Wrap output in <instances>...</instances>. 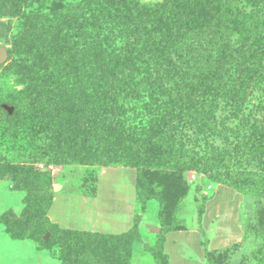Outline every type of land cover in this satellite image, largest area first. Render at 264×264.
Listing matches in <instances>:
<instances>
[{
    "label": "rangeland",
    "instance_id": "1",
    "mask_svg": "<svg viewBox=\"0 0 264 264\" xmlns=\"http://www.w3.org/2000/svg\"><path fill=\"white\" fill-rule=\"evenodd\" d=\"M140 1L153 5L162 0ZM258 3V0H246L241 6L245 33L264 22ZM102 9L103 0H0V55L1 49L8 53L5 62L0 63V264H84L83 248L77 245L83 237L65 235L62 230L66 228L62 226L69 227L72 223L78 229L84 225L93 227L87 212L89 206L70 196L91 198L99 181L102 204L99 205L109 209L114 202L113 212L125 209L124 213L128 214L125 198L130 199L137 169L117 173L122 167L104 171L99 165H55L53 154H45L47 141L35 130L37 119L33 109L40 83L23 70L22 63L27 57L16 51L25 33L31 27L40 26L38 20H43L48 31L60 28L65 35ZM117 43L115 49L119 51L122 42ZM242 43L243 36L234 34L235 50ZM249 47L263 50L264 32L255 34L248 42ZM252 65L261 68L263 81L251 91L241 115L236 112L232 92L223 91L218 84L205 91L199 83L204 93L197 104L179 99L157 103V97L148 93H142L141 97L130 95L125 86L117 93L118 117L131 138L158 126L160 112L174 109L175 116L193 114L194 119L178 125L165 142L162 130L152 131L157 132V137L149 143L154 149L145 158L154 162L146 173L155 193L170 199L177 185L172 174H180L174 163L163 161L164 144L171 145L180 154L213 159L214 172L233 176L240 184L236 188L217 183L203 173L186 172L190 192L181 202L178 218L182 224L178 234L171 236L170 244L181 242L183 251L195 264H205L195 241L201 239L199 221L209 237L210 264H264V185L257 181L264 183V61ZM127 69L136 76L146 70V65L130 54ZM57 75L54 62L38 76ZM177 75L183 82L192 81V76L184 71H178ZM75 86L73 83L71 88ZM98 114L90 117L91 122L102 118ZM167 129L164 127V132ZM124 172L130 175L125 176ZM238 174L256 176L255 183L252 179L237 177ZM69 201L70 206L66 207ZM148 204L149 221L141 226L149 239L154 234L151 222L159 204L156 200ZM142 213L139 202L134 216ZM110 217H101L102 227L113 231L123 229L122 220ZM136 252L134 264H152L151 258H142V249L137 247Z\"/></svg>",
    "mask_w": 264,
    "mask_h": 264
},
{
    "label": "trees",
    "instance_id": "2",
    "mask_svg": "<svg viewBox=\"0 0 264 264\" xmlns=\"http://www.w3.org/2000/svg\"><path fill=\"white\" fill-rule=\"evenodd\" d=\"M245 1L162 0L151 5L140 0H103L104 9L93 12L70 34L62 35L60 28L48 31L43 20H38L40 26L31 27L16 47L27 57L23 70L40 83L33 103L35 130L47 141L43 150L46 155L53 154V163L137 169L135 187L142 212L152 200L159 204L157 241L153 248L146 247L157 264H169L164 254L167 234L179 231L182 224L178 213L190 192L186 172L203 173L217 183L236 188L240 184L233 176L214 172L213 159L180 154L164 144L163 161L174 163L180 174H172L177 185L170 199L155 193L146 173L154 162L145 158L154 149L149 143L157 132L152 131L162 130L165 142L178 125L194 119L193 114L175 116L174 109L160 112L158 126L131 138L118 117L117 93L125 86L130 95L141 97L148 93L157 97V103L179 99L197 104L204 93L199 83L205 91L218 84L223 91L232 92L236 112L241 115L251 91L263 81L261 68L252 63L264 61V49L248 48L253 36L264 32V22L244 32L241 6ZM258 2L264 20V0ZM234 34L243 36L239 50L232 44ZM118 41L122 42L119 51L115 49ZM130 54L146 65L140 75L127 69ZM54 62L57 76H38ZM178 71L191 75L192 81L177 79ZM73 83L76 86L71 88ZM69 100L71 104H65ZM95 113L102 118L91 122ZM238 176L255 183L254 175ZM257 181L264 185L262 180ZM94 192L97 196L98 188ZM260 192L263 193L261 188ZM94 195L90 197L96 198ZM140 219V215H135L133 227L116 235L62 231L83 237L77 245L83 248L84 264H132L135 243L141 241ZM198 230L205 264H210V241L201 221Z\"/></svg>",
    "mask_w": 264,
    "mask_h": 264
},
{
    "label": "crops",
    "instance_id": "3",
    "mask_svg": "<svg viewBox=\"0 0 264 264\" xmlns=\"http://www.w3.org/2000/svg\"><path fill=\"white\" fill-rule=\"evenodd\" d=\"M103 169H104V171L114 170L112 168H103ZM128 169L132 170V171L134 170V169H131V168H122L121 170H117V173L122 172L123 170L124 171L125 170L128 171ZM124 175L127 176V175H130V174L127 173V172H124ZM134 175H135V182H136V177H137V172L136 171H135ZM100 185L101 184H100V181H99L98 182V192H97V197L96 198H86V197L78 196V195H71L70 196V197H73L72 199L75 198L77 201H78V199L79 200L81 199V201H83V204L85 206H87V205L89 206V207L88 206L87 207H88V209L90 211H88V209H87V212L88 213L90 212L89 213L90 214V220H91V225L93 224L92 225L93 227H90V226L88 227V226L84 225V227H81V228L78 229V228H76V225H73L72 223H70L71 225L68 224L69 227H67V225H66V226H62L63 228H66V230H76V231H85V232H91V233H104V234L116 235V234H121V233L128 232L133 227L134 214H136V210L139 207V201L137 199V194H136V187L132 185L133 189H131V192H130L131 193L130 194V199H128V197L125 198L126 202H127L126 203L127 204V210L126 211H128V214H125L124 213L125 209L122 212H113L111 210L114 202H113L112 205H110L108 207L109 209L102 208L100 206V205H102L101 202H100L101 201V198H100ZM58 197L59 196L56 197V201H57ZM70 202L71 201L67 202L66 207L70 206ZM149 205L150 204H148L146 212L142 213V216H141V219H140L139 232H140V236H141V241L135 243L134 257H133V260H132V264H134V262L137 259V252H136L137 251V247L142 249V251H143L142 254L144 256L146 255L148 257V258H145L143 256L142 257L143 259L151 258V259H149V260H151V263L152 264H156V262L154 260V257L152 255L150 256L148 254V252H146L145 250H146V247L153 248L155 246L156 241H157V235H158L159 230H160V224H159V220H158V213H156L157 215L155 216V218L151 222L152 225H153L152 228H154V234L150 235L151 239L150 238L148 239L146 237V235H145L146 233L143 232V230H142L143 228L141 226L145 222L149 221L148 220V210H149L148 208H149ZM158 211H159V209H158ZM129 212L132 215H130ZM61 213L63 214L62 211H61ZM106 215H110L112 218H115V219H120V221L122 220V222L125 224L123 229H121L119 231H116V230L113 231L111 229H105L104 227H102L103 223L101 221H103V220H101V219L104 218ZM177 234H178L177 231L167 234V240H166V243L164 245V254L168 256L169 264H195L193 259L190 257V255L188 253L185 254V252L183 251L181 242H179L178 245H175L174 243L170 244V242L172 240L171 236L172 235H177ZM180 234H182V233H180ZM196 239H195V241H197V245H196L197 246V250H198L197 252L201 253V255H202L203 253H202V247H201V239L200 238H199V240H198V238H196Z\"/></svg>",
    "mask_w": 264,
    "mask_h": 264
},
{
    "label": "water",
    "instance_id": "4",
    "mask_svg": "<svg viewBox=\"0 0 264 264\" xmlns=\"http://www.w3.org/2000/svg\"><path fill=\"white\" fill-rule=\"evenodd\" d=\"M8 57V53L5 49H1V55H0V63L5 62V60Z\"/></svg>",
    "mask_w": 264,
    "mask_h": 264
}]
</instances>
